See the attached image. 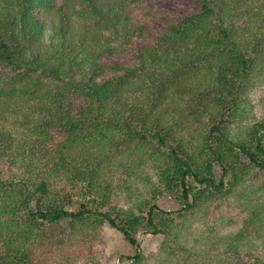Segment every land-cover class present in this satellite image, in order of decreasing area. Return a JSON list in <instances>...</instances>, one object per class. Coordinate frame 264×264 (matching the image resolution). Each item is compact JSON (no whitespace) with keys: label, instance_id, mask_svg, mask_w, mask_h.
<instances>
[{"label":"trees","instance_id":"trees-1","mask_svg":"<svg viewBox=\"0 0 264 264\" xmlns=\"http://www.w3.org/2000/svg\"><path fill=\"white\" fill-rule=\"evenodd\" d=\"M193 2L156 32L140 0H0V264H74L103 226L120 264H264V0ZM224 198L248 225L218 236Z\"/></svg>","mask_w":264,"mask_h":264},{"label":"rangeland","instance_id":"rangeland-1","mask_svg":"<svg viewBox=\"0 0 264 264\" xmlns=\"http://www.w3.org/2000/svg\"><path fill=\"white\" fill-rule=\"evenodd\" d=\"M140 2L142 8L137 9L133 14L135 21L138 23L146 22L150 24L156 32L160 31L161 26L158 19L153 16L155 13L159 15L163 11L176 13L179 10H192L195 7L193 0H140ZM136 45L141 47L143 43L138 42ZM106 61L128 63L132 61V58L129 54H127V52H125L122 56L110 58ZM251 100L253 103L252 114H254V118L249 124H253L255 121L260 120L261 117L259 116H261V114L264 116V84L252 90ZM55 136L57 140L61 137L59 132H56ZM215 172L218 173L216 169ZM216 195L218 198H221L219 194ZM122 198H125V196L122 195ZM227 200L231 202L230 198H224L221 202L226 203ZM241 203L242 201L236 202V200H233L229 206H223L218 210L210 209L207 212V222L216 230V234L218 236L230 234L229 230L230 232L236 233L248 225V217L246 213H241V208L239 206ZM157 205L162 210L167 212L174 211L179 208L178 202L171 195L163 196L159 201H157ZM196 224L198 226H202L201 222H196ZM253 229L254 228L250 227L245 230L246 232H249ZM261 234L264 235V231ZM138 238H140L141 241L140 245L142 254L145 257H148L149 261H147L151 263L153 260L149 258V256L156 255L161 250L164 242L163 237L153 236L151 234L148 235L144 232H140L138 233ZM100 239V243L92 245L91 250L86 252L83 257H75L74 264H120V261L118 260L120 255L130 256L133 253V248L123 240L122 236L108 226H103L101 229ZM258 240V247L256 249L250 248V250H252L254 254H259L264 260V242L260 238ZM67 250L72 252L73 248L66 247L62 251V255H64ZM86 259L92 260L85 261Z\"/></svg>","mask_w":264,"mask_h":264}]
</instances>
